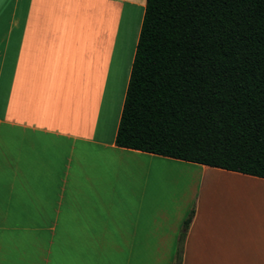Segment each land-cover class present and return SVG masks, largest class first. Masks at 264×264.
<instances>
[{
  "label": "crops",
  "instance_id": "1",
  "mask_svg": "<svg viewBox=\"0 0 264 264\" xmlns=\"http://www.w3.org/2000/svg\"><path fill=\"white\" fill-rule=\"evenodd\" d=\"M146 5L0 0V264H264V178L116 145Z\"/></svg>",
  "mask_w": 264,
  "mask_h": 264
},
{
  "label": "trees",
  "instance_id": "2",
  "mask_svg": "<svg viewBox=\"0 0 264 264\" xmlns=\"http://www.w3.org/2000/svg\"><path fill=\"white\" fill-rule=\"evenodd\" d=\"M116 145L264 178V0H147Z\"/></svg>",
  "mask_w": 264,
  "mask_h": 264
},
{
  "label": "rangeland",
  "instance_id": "3",
  "mask_svg": "<svg viewBox=\"0 0 264 264\" xmlns=\"http://www.w3.org/2000/svg\"><path fill=\"white\" fill-rule=\"evenodd\" d=\"M182 178H186L187 180H188V182L190 181L191 182V178H190V176H181ZM192 177V176H191ZM194 181H199V179H196V180H194ZM172 184L171 185H176L174 182H171ZM181 183H183V182H181ZM177 187H175V189L174 190H177L176 189ZM178 190H181L180 188L178 189ZM181 196H183V193L181 194L180 192L178 193V191H176V192H173L171 195H167L166 196V200L168 201L169 199V201H171V202H175V201H178L179 199H180V197Z\"/></svg>",
  "mask_w": 264,
  "mask_h": 264
}]
</instances>
